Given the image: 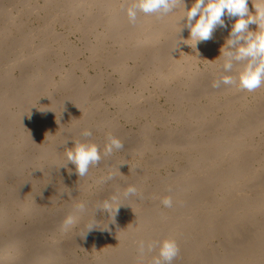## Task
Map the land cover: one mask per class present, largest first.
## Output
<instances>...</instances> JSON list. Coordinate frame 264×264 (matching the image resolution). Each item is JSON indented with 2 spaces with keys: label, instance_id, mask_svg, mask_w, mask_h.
Segmentation results:
<instances>
[{
  "label": "bare ground",
  "instance_id": "obj_1",
  "mask_svg": "<svg viewBox=\"0 0 264 264\" xmlns=\"http://www.w3.org/2000/svg\"><path fill=\"white\" fill-rule=\"evenodd\" d=\"M131 2L21 0L14 9L0 0V264H133L156 254L142 257L136 241L163 237L179 246L173 264H264V87L249 93L212 86L221 76V61L213 59L234 20L194 47L187 29L177 34L179 10L164 21L139 13L133 25L125 11ZM255 3L248 0L253 14ZM56 25L79 32L81 42ZM128 59L136 67L123 69ZM101 65L124 76L143 69L137 86L151 84V95L122 91L117 102L122 115L149 116L144 133L126 138V130L104 126L100 97L114 98L102 89ZM160 96L175 108L170 120L155 102ZM86 128L102 157L109 133L124 147L122 159L107 166L113 156L102 158L81 178L61 164ZM97 166L112 169L114 179L100 183L109 171L94 175ZM79 182L85 196L77 194ZM129 185L137 195L124 201L115 223L97 211L108 228L87 241L88 215L76 208L68 213L76 219L71 228H62L67 215L49 227L57 197L84 202L91 213L98 192L106 199ZM166 196L173 207L161 204Z\"/></svg>",
  "mask_w": 264,
  "mask_h": 264
},
{
  "label": "clouds",
  "instance_id": "obj_2",
  "mask_svg": "<svg viewBox=\"0 0 264 264\" xmlns=\"http://www.w3.org/2000/svg\"><path fill=\"white\" fill-rule=\"evenodd\" d=\"M253 7L255 14L249 11L248 0H194L190 7L185 6V0H132L125 11L128 22L134 25L139 13L154 16L157 21H164L169 14L179 10L181 14L177 23L180 27L177 34L179 36L184 29H187L194 47L198 43L211 40L218 28H226V18L234 20L229 36L219 49V56L213 59L221 61L219 65L221 76L212 86L214 88H219L221 85L236 86L240 91L251 93L264 87V0H256ZM253 24L256 25L255 31L250 30L249 27ZM91 136L90 129H83L80 133V137L83 138L71 139L72 147L65 148L66 159L61 166L68 168L69 164L73 165L74 169H68L70 174L74 171L76 176L85 177L90 168L98 165L102 158L110 157L115 151L124 147L119 137L109 133L102 157L99 146L87 139ZM113 179L114 174L108 173L101 177L100 183H108ZM135 195L137 188L129 185L122 193H113L106 199L98 201L91 213H88L84 202L77 203L76 210L88 215L82 237L86 238L87 234L94 230L108 228V223L103 227L100 226L97 211L106 213L108 221L115 223L120 207L128 205L124 201ZM161 204L171 208L173 200L166 196L161 200ZM75 223V217L67 215L62 222V228L68 230ZM136 243L142 257L145 252L156 254L150 260L138 259L133 264H173L180 254L176 240L171 237L149 242L138 240Z\"/></svg>",
  "mask_w": 264,
  "mask_h": 264
},
{
  "label": "rangeland",
  "instance_id": "obj_3",
  "mask_svg": "<svg viewBox=\"0 0 264 264\" xmlns=\"http://www.w3.org/2000/svg\"><path fill=\"white\" fill-rule=\"evenodd\" d=\"M10 3L8 4V6L6 7H10L11 3L13 4L14 9H18L19 5H20V1L21 0H7ZM37 2H42V0H36ZM8 10V9H7ZM57 31H61L62 33L64 32L65 35H68L69 39L71 41H73L74 43H80V33L79 32H67V26L65 27H61V26H55ZM103 27V25H99L95 30L98 31V29H101ZM44 45L46 46V43L44 42ZM14 48V47H13ZM13 54H11L10 58L16 57L15 53H14V49L12 51ZM78 56H85V52L84 51H79ZM10 58L8 60H10ZM133 67H136V65L134 64L133 61L131 60H127L125 61V64L123 66V69H132ZM59 70V69H57ZM139 70H143L142 68L137 69V72ZM98 72H103L104 76L106 77V80L104 81V83H101L102 89L104 92H107L109 94V96H112L111 99L114 98V102H110L108 101L107 98H105V96H101L100 97V102L102 103L101 106V110L103 111V109H106L108 111V115L107 116H102V121L104 123V126L107 125H112L114 127V129L117 130H126L127 131V135L126 138L128 137H134L136 135H140L142 133H144V130L147 126V121L149 119L148 115H135L134 117L128 116V115H122V113H120V110L118 109V105L119 102H117V100L119 99L118 97L119 92L122 91H126L130 94V96L133 95H141L144 94L145 96H149L150 91H151V84L147 85L144 89H141L137 86L138 84V79H139V75L136 73H133L131 76H124L120 73V71H117L113 66H104L101 65L98 68ZM124 77H127V79H124ZM55 79H58L59 77V73L54 74L53 76ZM122 85H124V87H122ZM119 90V91H118ZM130 100L129 98L126 99V101ZM150 100V99H149ZM16 99H14V104L13 106L16 107L17 103L15 102ZM119 101V100H118ZM155 102H158L161 104V106L163 107V109L166 112V118L168 120H170L173 116H174V112H175V108L173 105L166 103V101L164 100L163 96L158 97L157 99H155ZM100 109V108H99ZM56 110V108H53L51 110L50 115H52L53 117L56 115V112L54 111ZM5 112H8L7 110H4ZM102 114V113H101ZM125 134V133H124ZM111 156V160L109 162V165H111V162L114 161V163L116 161H118V159H122L120 157V155L118 154V151H115ZM109 171V172H108ZM102 172H108L111 173L112 169H108L105 166H97L94 171L92 172V174H96V175H100ZM104 177V175H102ZM81 182V181H80ZM79 182V184H80ZM83 183L77 186V194L79 196H85L84 191H83ZM83 191V192H82ZM98 197L99 200H103L105 199V191H100L98 192ZM79 203L77 201V199H64L62 198H56L54 203V211L56 212L55 218L52 221V224L49 225V227L51 228V226L57 223V221L59 220V218H61L62 216L68 215V213L75 208V205ZM97 203V202H95ZM95 205V204H94ZM93 204L91 205L94 206ZM60 224V223H59ZM100 224V223H99ZM50 232V229H49ZM88 238V236L85 238V240H83L84 242L87 241L86 239ZM83 241H76L74 244L76 246H81V243H83ZM81 242V243H80ZM87 244H89V242H86ZM50 249H52V251H54L55 245L53 243H49L48 246ZM82 250L78 251V255L80 257L84 256V253L81 252ZM83 264H86V262H84Z\"/></svg>",
  "mask_w": 264,
  "mask_h": 264
}]
</instances>
